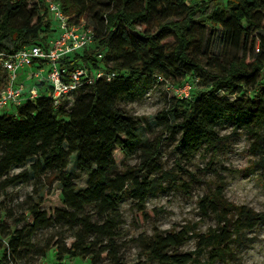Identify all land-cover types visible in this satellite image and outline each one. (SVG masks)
Wrapping results in <instances>:
<instances>
[{"label":"trees","instance_id":"1","mask_svg":"<svg viewBox=\"0 0 264 264\" xmlns=\"http://www.w3.org/2000/svg\"><path fill=\"white\" fill-rule=\"evenodd\" d=\"M60 1L72 21L93 12V20L87 21L95 32L89 48L61 62L105 67L117 75L111 81L84 86L70 104L55 107L49 96L41 95L12 114L0 115V178L14 164L34 157L31 169L37 175L52 170L61 186L60 206L48 214L42 208L43 196H37L27 212L36 227L48 226L57 215L79 227L69 246L55 244L57 260L65 255L92 259L106 249L112 264H130L118 257L115 239L121 221L108 212L132 198L138 219L151 217L146 199L171 176L157 162L163 135L177 136L182 153L190 159L204 146L227 138L219 135L217 127L229 121L232 135L244 128L253 139L252 148L260 155L256 164L264 169V0H105L107 5L101 9L96 7L100 0ZM40 8L38 0H0V51L44 42L50 21L40 15ZM207 25L220 28L222 49L217 53L202 52ZM158 76L177 83L190 81L191 93L187 98H172L171 105L156 114L158 135L143 141L139 125L144 118L119 105L132 102ZM196 79L198 90H194ZM42 86L39 82L38 87ZM231 94L238 96L230 100ZM116 150L125 159L139 151V162L118 166ZM70 158L78 172L87 175L85 187L77 186L67 171ZM25 177L26 172L16 174L6 178L7 184ZM224 187L222 178L198 200L201 214L217 220L215 227L200 232L195 222L177 231L156 229L149 239L141 240L145 261L214 264L234 258L233 244H243L245 231L264 223V210L226 200ZM91 204L101 221L84 211ZM190 237L197 241L193 250L169 251ZM24 244L20 234H12L8 242L0 240V264H12Z\"/></svg>","mask_w":264,"mask_h":264},{"label":"rangeland","instance_id":"2","mask_svg":"<svg viewBox=\"0 0 264 264\" xmlns=\"http://www.w3.org/2000/svg\"><path fill=\"white\" fill-rule=\"evenodd\" d=\"M105 0H100L96 7L105 8ZM86 20H93V12L84 15ZM53 26L55 21L50 13L45 15ZM138 30H142L139 27ZM220 28L209 25L204 30V43L202 52H219L222 46L219 41ZM9 46L11 43L8 42ZM45 70L48 65L44 64ZM6 74L0 71V91L4 89ZM185 81L173 82L172 80L156 81L141 92L130 103L120 104L119 107L140 120L139 133L141 139L153 140L159 133L156 114L171 105L172 98H181V89ZM181 88V89H180ZM201 86L194 81V90ZM253 91H249L251 94ZM191 89L188 90L190 96ZM219 93H223L219 91ZM237 94L228 95L230 100ZM186 98V97H183ZM224 140L217 141L212 146H204L190 159L182 153L178 137L168 138L163 135L159 146L158 164L170 172L167 180H162V189L147 197L145 207L150 218L143 220L136 213L135 200L125 198L108 215L118 217L121 221L116 230V243L118 257L121 261L130 264H149L145 261L142 252V239H149L154 230L161 231L179 230L184 224L197 222V230L205 232L210 227L217 225L213 215H202L199 210L198 200L201 196L213 191L220 179L225 183L224 197L237 205H245L254 211L264 210V169L256 164L259 153L252 148L253 139L244 128H239L236 135H232L233 125L224 121L217 127ZM138 151L125 159L116 150L114 158L118 166L122 164L134 165L139 162ZM30 158L22 164H14L7 173L0 178V240L8 242L12 234L19 235L20 241L25 242L20 246L17 254L12 257V264H112L108 250H101L98 255L89 259L87 257L65 255L63 260L56 259V246H69L73 234L79 227L72 224L63 216H56L44 227L33 226V216L27 212V207L37 196H43L42 208L52 214L56 206H60V183L53 178L52 170L37 175L31 164L35 161ZM67 171L71 172L74 183L85 187L87 175L78 172L73 158ZM26 172V177L13 184H7L6 178ZM159 175V174H157ZM160 176V175H159ZM6 180V181H5ZM84 211L93 215V219L101 221L96 207L91 204L84 207ZM92 238L91 234H87ZM245 242L233 244L234 258L225 261H216L214 264H264V223L256 224L245 231ZM196 238L190 237L183 244L169 251L185 252L196 247ZM106 241H104V245ZM207 259V256H202Z\"/></svg>","mask_w":264,"mask_h":264},{"label":"built area","instance_id":"3","mask_svg":"<svg viewBox=\"0 0 264 264\" xmlns=\"http://www.w3.org/2000/svg\"><path fill=\"white\" fill-rule=\"evenodd\" d=\"M38 1L41 4L40 15L50 13L55 26L50 23L44 42L22 45L13 52L0 51V71L6 74L4 89L0 91V115L12 114L15 108L41 95L49 96L55 107L65 102L70 104L84 86L96 81H111L117 75L105 67L85 64L65 66L61 62L63 58L94 43V29L83 16L72 21L60 0ZM102 57V53L97 55L98 59ZM44 64L48 65L47 70ZM161 80L163 78L158 76V81ZM39 82L44 83L42 88L38 87ZM185 83L180 88L183 93L181 98H187L191 89V82Z\"/></svg>","mask_w":264,"mask_h":264}]
</instances>
